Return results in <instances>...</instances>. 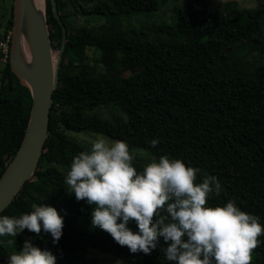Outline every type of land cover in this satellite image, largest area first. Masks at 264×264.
Segmentation results:
<instances>
[{
	"label": "trees",
	"instance_id": "16d2710c",
	"mask_svg": "<svg viewBox=\"0 0 264 264\" xmlns=\"http://www.w3.org/2000/svg\"><path fill=\"white\" fill-rule=\"evenodd\" d=\"M56 2L67 40L49 135L33 177L0 216L19 217L31 212L34 204H47L64 217L63 235L56 244L43 231L37 236L25 229L11 240L2 236L0 262L7 264L9 256L30 239L50 250L57 264H64V259L85 264L91 248L126 264H174L164 256L167 244L162 237L150 255L133 254L107 232L92 227V206L65 191L72 157L90 150L92 141L69 132L99 133L145 148L157 159L162 155L181 159L201 170L198 183L204 173L219 179L222 191L210 196L208 206L234 199L264 226V60L232 56L234 50L251 46L264 57V0L245 9L231 4L223 9L186 6L178 9L174 23L148 30L123 28L117 17L157 11L160 0ZM3 13L7 19L0 21V34L12 30L13 3ZM47 14L53 49L60 50L63 27L51 0ZM84 15L106 19L83 25L79 18ZM108 104L117 105L126 116L104 118L94 112ZM31 107L30 89L8 60L0 79V177L21 145ZM153 139L159 141L156 147L150 144ZM219 161L244 166L249 188L222 184ZM145 164L139 157L133 161L138 171ZM128 227L139 231L135 222ZM259 239L252 264H264V235Z\"/></svg>",
	"mask_w": 264,
	"mask_h": 264
},
{
	"label": "clouds",
	"instance_id": "9594fccd",
	"mask_svg": "<svg viewBox=\"0 0 264 264\" xmlns=\"http://www.w3.org/2000/svg\"><path fill=\"white\" fill-rule=\"evenodd\" d=\"M159 141H150L156 147ZM135 153L126 142H109L97 136L90 150L71 159L65 176L66 194L92 206L91 224L107 232L131 253L150 255L162 237V251L174 264H252L264 226L259 217L241 210L235 200L210 207L208 200L222 186L216 176L181 159L162 155L138 171ZM19 217L0 216V237H17L25 229L53 243L63 235L64 217L55 207L33 205ZM135 222L139 231L128 225ZM7 264H57V257L26 239L23 249L12 253ZM117 264H121L117 261Z\"/></svg>",
	"mask_w": 264,
	"mask_h": 264
},
{
	"label": "water",
	"instance_id": "95a60500",
	"mask_svg": "<svg viewBox=\"0 0 264 264\" xmlns=\"http://www.w3.org/2000/svg\"><path fill=\"white\" fill-rule=\"evenodd\" d=\"M41 11L34 0L13 1V26L10 65L32 95V107L21 145L0 177V213L37 170L49 135L53 95L60 82V67L66 47L67 31L56 0L53 11L63 27V41L54 60L46 0Z\"/></svg>",
	"mask_w": 264,
	"mask_h": 264
},
{
	"label": "rangeland",
	"instance_id": "374dc122",
	"mask_svg": "<svg viewBox=\"0 0 264 264\" xmlns=\"http://www.w3.org/2000/svg\"><path fill=\"white\" fill-rule=\"evenodd\" d=\"M49 1L50 0H46L47 7ZM12 3H13L12 0L0 1V21L6 20L3 18V16L5 15V13L2 14L3 8L5 10L8 9ZM160 3L161 6L157 11L131 14L128 16L127 15L119 16L117 17V21L121 24L123 28L133 27L138 30L141 29L148 30L149 28L151 29L155 25H160L163 23H168V24L174 23L177 18L178 9L186 6L199 7L202 5H207L214 9H223V6L225 4L236 5L240 9L256 8L259 6V0H160ZM1 16L3 19L1 18ZM105 19H106L105 16L101 18L97 15H84L81 16V18H79V21L83 25L91 26L103 22ZM59 53H60L59 49H54L53 55L55 61L57 60ZM246 54L248 55V58L253 57V59H256L257 63H260L264 60V57L259 55L257 47L251 48V46H242L240 47V49L234 50L232 56L238 57L239 55H241L242 57H245ZM251 59L252 58H250V60ZM3 66L4 64L0 60V79H1V71L3 69ZM94 112L104 118H110L114 115L123 116V117L126 116L125 113L115 104L100 106L96 108ZM69 134L77 135L79 138L87 141H93L97 136H102L106 138L109 142L119 140L99 133L82 132V134H77L75 132H69ZM126 143L128 144L130 151L135 153V157H139L143 159L146 163H149L152 160H158L156 156L153 155L149 150L142 147L131 145L128 142ZM229 167L233 169H230ZM219 170H220V180L222 184L231 185V186L235 184L238 187L240 186L243 188L244 187L249 188V179L247 177V171L244 166L237 164L232 166L229 163L222 164L219 161ZM236 179H239L241 181L237 183ZM1 238L2 237H0V239ZM9 238L11 240L14 237L9 236ZM63 261L64 264H69L67 260L64 259ZM117 261H120L121 264H126V261L124 259H119L110 254L101 252L98 249L91 248L88 252L87 262L85 264H117ZM0 264L3 263L0 262Z\"/></svg>",
	"mask_w": 264,
	"mask_h": 264
},
{
	"label": "built area",
	"instance_id": "2783aa9c",
	"mask_svg": "<svg viewBox=\"0 0 264 264\" xmlns=\"http://www.w3.org/2000/svg\"><path fill=\"white\" fill-rule=\"evenodd\" d=\"M12 30L0 34V60L5 64L10 60Z\"/></svg>",
	"mask_w": 264,
	"mask_h": 264
},
{
	"label": "bare ground",
	"instance_id": "6f19581e",
	"mask_svg": "<svg viewBox=\"0 0 264 264\" xmlns=\"http://www.w3.org/2000/svg\"><path fill=\"white\" fill-rule=\"evenodd\" d=\"M35 5L37 6V8H39L41 11H44L45 9V3L44 0H34Z\"/></svg>",
	"mask_w": 264,
	"mask_h": 264
},
{
	"label": "crops",
	"instance_id": "0c3cea01",
	"mask_svg": "<svg viewBox=\"0 0 264 264\" xmlns=\"http://www.w3.org/2000/svg\"><path fill=\"white\" fill-rule=\"evenodd\" d=\"M1 18H2V16H1ZM3 18H4V19H7V18H5V16H3ZM3 18H2V19H3ZM2 19H1V20H2ZM1 22H3V21H1ZM3 23H6V21H5V22H3Z\"/></svg>",
	"mask_w": 264,
	"mask_h": 264
}]
</instances>
